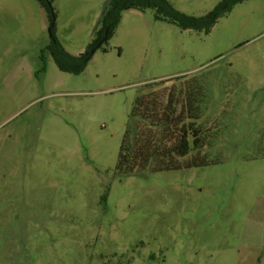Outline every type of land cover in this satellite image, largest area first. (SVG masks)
Wrapping results in <instances>:
<instances>
[{"label":"rangeland","instance_id":"374dc122","mask_svg":"<svg viewBox=\"0 0 264 264\" xmlns=\"http://www.w3.org/2000/svg\"><path fill=\"white\" fill-rule=\"evenodd\" d=\"M49 1L51 34L39 0H0V264H264V0L209 32L126 9L78 73L48 46L88 50L107 0ZM165 80L202 84L207 162L124 176L135 100Z\"/></svg>","mask_w":264,"mask_h":264},{"label":"trees","instance_id":"16d2710c","mask_svg":"<svg viewBox=\"0 0 264 264\" xmlns=\"http://www.w3.org/2000/svg\"><path fill=\"white\" fill-rule=\"evenodd\" d=\"M243 1L222 0L207 14L194 16L177 10L169 0H107L95 27L96 38L88 50L74 56L56 40L48 46V50L60 69L78 73L86 66L91 49L105 34L108 39L126 9H151L157 20L184 30L209 32L219 18ZM39 2L50 14V23L53 22L50 1ZM167 82L144 85L135 100L118 157L117 167L124 176L201 166L207 162L209 149L206 145H211L209 140L212 136L216 137L217 132H212V124L202 120L206 113L201 104L202 84H193L191 80L180 84L173 82L167 87ZM210 116L208 113L207 118L211 119Z\"/></svg>","mask_w":264,"mask_h":264},{"label":"water","instance_id":"95a60500","mask_svg":"<svg viewBox=\"0 0 264 264\" xmlns=\"http://www.w3.org/2000/svg\"><path fill=\"white\" fill-rule=\"evenodd\" d=\"M52 26H53V22H51V26L48 28L50 34H51V27ZM105 39H106V34H105L104 38L91 49L90 53L92 54L96 50V48L99 47L100 43L103 42Z\"/></svg>","mask_w":264,"mask_h":264}]
</instances>
